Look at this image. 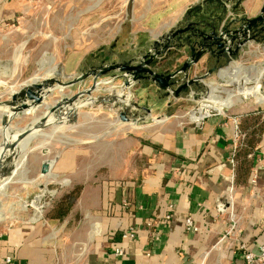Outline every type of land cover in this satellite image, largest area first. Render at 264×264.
I'll list each match as a JSON object with an SVG mask.
<instances>
[{"label": "crops", "instance_id": "1", "mask_svg": "<svg viewBox=\"0 0 264 264\" xmlns=\"http://www.w3.org/2000/svg\"><path fill=\"white\" fill-rule=\"evenodd\" d=\"M202 1L0 0V98L32 77L49 76L52 67L38 74L51 62L53 69L76 74L98 65L95 59L120 61L144 53L155 37L177 26ZM262 4L264 0H241L237 12L253 17ZM260 48L250 45L237 62ZM208 65L201 60L191 73ZM130 100L160 115L169 104L192 98L167 97L141 81L131 87ZM85 112L107 115L104 133L78 139L53 166L58 175L82 186L78 199L86 220L66 244L70 250L73 244L74 251L57 252L47 244L43 227L48 223L33 220L27 227L0 226V264H245L228 245L215 247L231 224L229 193L241 241L252 252L264 243V99H234L200 126L117 124L114 112L83 109L80 118ZM79 124L74 128H82ZM187 218L195 231L186 229ZM123 231L134 237L122 239Z\"/></svg>", "mask_w": 264, "mask_h": 264}, {"label": "water", "instance_id": "2", "mask_svg": "<svg viewBox=\"0 0 264 264\" xmlns=\"http://www.w3.org/2000/svg\"><path fill=\"white\" fill-rule=\"evenodd\" d=\"M240 1L227 6L232 0H203L186 11L177 26L155 37L144 53H131L120 61L102 60L76 74L56 67L49 76L32 77L8 97L0 98V184L13 174L27 140L29 143L48 129L78 126L83 109L114 112L117 124L150 122L151 109L130 100L131 87L141 81L154 84L167 97L208 100V79L213 74L223 82L220 73L236 64L247 47L264 46V4L257 15L247 17L237 12ZM214 3L218 6L213 7ZM184 55V61L171 69ZM201 60L208 62V68L193 75L191 69ZM117 81L121 83L114 85ZM96 92L101 93L94 95ZM54 95L57 97L50 102ZM132 107L143 113L129 112ZM26 114L33 119L16 127L13 120ZM54 163L55 159L52 164L44 160L41 175L51 173Z\"/></svg>", "mask_w": 264, "mask_h": 264}, {"label": "rangeland", "instance_id": "3", "mask_svg": "<svg viewBox=\"0 0 264 264\" xmlns=\"http://www.w3.org/2000/svg\"><path fill=\"white\" fill-rule=\"evenodd\" d=\"M259 46L261 50L255 56L237 63L243 66L255 65L264 69V46ZM93 62L98 64L101 61L95 59ZM53 66L54 63L51 62L50 66L41 70L38 76L46 73L51 67L53 69ZM52 69L48 72H52ZM83 70H86V68ZM210 78L208 82L212 86L225 87L227 90L235 89L233 85L225 86L220 84L221 82L218 81L217 75L215 74L212 75V78H214L212 81H210ZM262 78H264V70H262L261 77V91H264V79ZM249 85L251 86L252 84ZM221 94L225 95L224 92H221ZM255 97L257 96L252 95L247 98L254 99ZM239 98L243 99L241 95L236 96L234 99ZM54 99L52 98V100ZM200 107L199 100L185 101L181 104L171 103L168 107H164L160 111V115L151 114V117H148L147 120L150 122H159L161 125L179 122L190 123V112L198 111ZM32 119L33 115L26 114L14 123H17L16 127L22 128ZM95 120L98 121V124L102 125L100 128L96 127L98 124H96ZM79 121L78 124L80 123L79 126H82V128L57 127L53 132L48 129L43 132L42 136L31 140L27 144L26 152L25 150L21 152L24 155L22 157L19 156L15 164V170H23L27 181L10 182L5 188V194H0V226L4 227L5 230H9L11 228L27 227L31 225V221L33 220L36 224L47 222L48 224H44L43 227L44 232L48 231L45 235L49 238H47V244H51L59 253L74 251V248H72L73 244H71V250L66 244L72 242V236L76 234L77 227L81 222L86 220V216L80 210L81 201L78 199L71 211L61 221H49L45 218V214L52 204L65 192L78 184L74 180H71L73 177L69 178L68 176L58 175L54 169L47 176H42L40 168L44 160H49L52 164L54 159L57 161L60 155L73 149L78 139L84 136L90 137L104 133L105 125L109 124L105 113L93 116L90 112H85ZM37 196H40V203L42 204L41 213L37 212L31 204ZM91 231L92 229H89L87 234V237L89 236L88 241L92 238ZM60 242H62V246L59 248L58 245ZM55 245L57 246L55 247Z\"/></svg>", "mask_w": 264, "mask_h": 264}, {"label": "bare ground", "instance_id": "4", "mask_svg": "<svg viewBox=\"0 0 264 264\" xmlns=\"http://www.w3.org/2000/svg\"><path fill=\"white\" fill-rule=\"evenodd\" d=\"M262 70L264 69H262L261 67H257L255 65L243 66L238 63L232 65L227 70H223L220 73V77L223 79V81H227L228 83L235 86V89L227 90L225 87L223 88L221 86L219 87V86L209 85L210 93L209 96L207 97L209 99V103H206L202 106L199 114L191 112L190 118L192 120H197L201 118L205 113H207L208 110L211 108L219 110L223 106H229L232 104L236 96H240V95L257 96L261 92ZM249 84L252 85L250 86ZM221 92H224L225 95H222ZM27 142L28 140L22 146L21 149L22 152L23 150H25L26 152V148L28 147ZM23 155H24L23 153L20 154V157H22ZM14 172L15 173H13L9 178H7V180L3 181L0 184V194L2 195L5 194V188L10 182L27 181V179L24 176L25 173L23 172V170L22 171L14 170ZM31 204L34 206L37 212L41 213L42 204L40 203V196H37Z\"/></svg>", "mask_w": 264, "mask_h": 264}, {"label": "built area", "instance_id": "5", "mask_svg": "<svg viewBox=\"0 0 264 264\" xmlns=\"http://www.w3.org/2000/svg\"><path fill=\"white\" fill-rule=\"evenodd\" d=\"M247 97L248 96H242L243 99H246ZM255 98L256 99H264V91H261L257 95V97H255ZM206 103H209V99L200 101L201 107L199 108V110L198 111H191V112L199 114L200 109ZM213 110H216V109H212V108L209 109L208 112L205 113L201 118H199L197 120L191 119L190 123L194 124L195 126H200L206 117H209L213 114ZM189 116H190V114H189ZM227 198H228V203H229V207H230L228 216L230 218L231 224L224 231V233L221 235V237L219 238V241L216 243L215 247H222L223 245L226 244V245H228V247L230 249L234 250L235 253H238L241 255L245 264H264V243L259 245L258 250L256 252L249 251L246 248L245 244L240 239L239 227H238L237 221L235 219V215L232 211V199H233L232 194L229 193ZM165 219L166 220L170 219V214H167L165 216ZM185 226H186V229L189 231H195L196 230V228L193 226V223H192L190 218L186 219ZM120 236L122 239H130V238L134 237V233L132 231H123L120 234ZM114 254L116 256H121L122 250L120 248H115ZM5 261L8 263L11 262V258L6 257Z\"/></svg>", "mask_w": 264, "mask_h": 264}, {"label": "trees", "instance_id": "6", "mask_svg": "<svg viewBox=\"0 0 264 264\" xmlns=\"http://www.w3.org/2000/svg\"><path fill=\"white\" fill-rule=\"evenodd\" d=\"M81 191V185L73 186L52 204L47 210L45 218L49 221H61L64 219L77 202Z\"/></svg>", "mask_w": 264, "mask_h": 264}]
</instances>
